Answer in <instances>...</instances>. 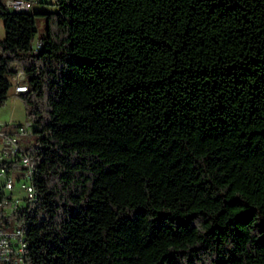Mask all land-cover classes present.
I'll use <instances>...</instances> for the list:
<instances>
[{
  "label": "trees",
  "instance_id": "obj_1",
  "mask_svg": "<svg viewBox=\"0 0 264 264\" xmlns=\"http://www.w3.org/2000/svg\"><path fill=\"white\" fill-rule=\"evenodd\" d=\"M55 6L36 42L0 0V106L19 66L38 145L27 263L264 264V0Z\"/></svg>",
  "mask_w": 264,
  "mask_h": 264
},
{
  "label": "built area",
  "instance_id": "obj_2",
  "mask_svg": "<svg viewBox=\"0 0 264 264\" xmlns=\"http://www.w3.org/2000/svg\"><path fill=\"white\" fill-rule=\"evenodd\" d=\"M6 6L14 12H28L31 5L28 0H6ZM37 48H40V43H37ZM11 81L16 95L28 90L25 72L19 66L15 67V75ZM11 126L12 124L0 121V264H28L26 227L22 222H17L16 218L21 208L33 207L38 201L34 154L38 145L21 143V138L34 135L31 121L15 129H11ZM20 182V190L26 194L23 204L14 197V191ZM6 221L9 226L4 225Z\"/></svg>",
  "mask_w": 264,
  "mask_h": 264
},
{
  "label": "rangeland",
  "instance_id": "obj_3",
  "mask_svg": "<svg viewBox=\"0 0 264 264\" xmlns=\"http://www.w3.org/2000/svg\"><path fill=\"white\" fill-rule=\"evenodd\" d=\"M6 4V0H3ZM30 3V13L36 15L38 34L36 36V42L46 33V18L42 13L54 12L57 10L55 6L56 0H40L36 2L34 0H28ZM5 29L3 21L0 17V40L5 38ZM45 107V105H44ZM0 121L3 124H12L11 129H15L18 125H25L30 122V118L27 115V109L24 101L14 93V89L10 90L9 98L4 105L0 106ZM21 143L33 146L37 144V138L35 135L31 137L21 138ZM21 182L17 184L14 191V197L20 199L21 204L24 203L23 199L26 194L20 190ZM16 220L13 221L15 223Z\"/></svg>",
  "mask_w": 264,
  "mask_h": 264
}]
</instances>
